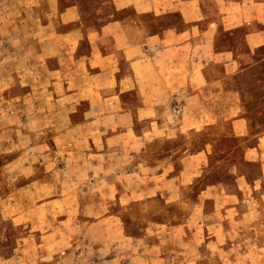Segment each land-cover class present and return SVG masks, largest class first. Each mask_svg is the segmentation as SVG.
Returning <instances> with one entry per match:
<instances>
[{
    "label": "crops",
    "instance_id": "crops-1",
    "mask_svg": "<svg viewBox=\"0 0 264 264\" xmlns=\"http://www.w3.org/2000/svg\"><path fill=\"white\" fill-rule=\"evenodd\" d=\"M264 0H0V264H264Z\"/></svg>",
    "mask_w": 264,
    "mask_h": 264
},
{
    "label": "rangeland",
    "instance_id": "rangeland-1",
    "mask_svg": "<svg viewBox=\"0 0 264 264\" xmlns=\"http://www.w3.org/2000/svg\"><path fill=\"white\" fill-rule=\"evenodd\" d=\"M264 55V48L260 50H256L255 54L251 56L250 60H257L258 58H261Z\"/></svg>",
    "mask_w": 264,
    "mask_h": 264
}]
</instances>
